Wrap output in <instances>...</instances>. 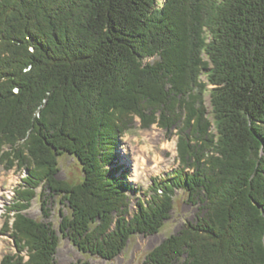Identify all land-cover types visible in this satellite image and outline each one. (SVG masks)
Segmentation results:
<instances>
[{"label": "trees", "instance_id": "16d2710c", "mask_svg": "<svg viewBox=\"0 0 264 264\" xmlns=\"http://www.w3.org/2000/svg\"><path fill=\"white\" fill-rule=\"evenodd\" d=\"M135 117L176 136L178 166L131 211L117 148ZM0 164L26 172L0 264H56L60 238L111 260L177 191L199 214L143 264H264V0H0ZM37 196L66 206L57 229L25 213Z\"/></svg>", "mask_w": 264, "mask_h": 264}, {"label": "rangeland", "instance_id": "374dc122", "mask_svg": "<svg viewBox=\"0 0 264 264\" xmlns=\"http://www.w3.org/2000/svg\"><path fill=\"white\" fill-rule=\"evenodd\" d=\"M205 72L206 70L201 76L204 80L206 79ZM204 99L209 114L211 110L209 95L206 94ZM170 144H174V149L168 147ZM117 155L119 164L128 169L129 184L136 188V191L127 192L131 202V211L135 210L138 199L147 200L148 195L152 194L149 187L154 178L162 177L178 166L176 136L168 135L156 124L143 128L137 117L134 118L131 128L121 138ZM136 157L138 158V168L134 173L133 164ZM25 175V171H17L14 168L5 169L0 164V262L4 255L15 252L13 239L2 228L7 207L11 205L14 198L15 188L18 187ZM81 175L80 164L74 157L70 155L59 157L58 178L77 181ZM37 191L39 193V189ZM44 202V197L37 196L31 201L25 213L34 219L50 222L53 224V228L57 229L60 221L59 211L67 213V208L58 196L49 198L45 206H43ZM46 210L50 214L47 218H45ZM198 214V206L187 201V197L182 191H177L170 218L164 221L162 229L157 234L133 235L128 240L125 249L111 260L84 254L69 240L60 238L55 255L56 264H70L76 261H82L85 264H143L148 251L166 236L178 231L187 220H193Z\"/></svg>", "mask_w": 264, "mask_h": 264}, {"label": "bare ground", "instance_id": "6f19581e", "mask_svg": "<svg viewBox=\"0 0 264 264\" xmlns=\"http://www.w3.org/2000/svg\"><path fill=\"white\" fill-rule=\"evenodd\" d=\"M168 147H169L170 149H174V144H170ZM139 164H140V163H139ZM137 168H138V158L136 157V158L134 159V164H133V171H134V173L137 172Z\"/></svg>", "mask_w": 264, "mask_h": 264}]
</instances>
